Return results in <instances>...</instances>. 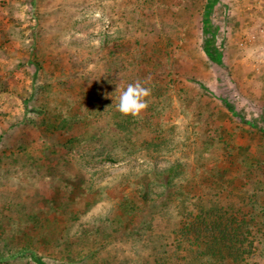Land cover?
Here are the masks:
<instances>
[{"label": "rangeland", "instance_id": "1", "mask_svg": "<svg viewBox=\"0 0 264 264\" xmlns=\"http://www.w3.org/2000/svg\"><path fill=\"white\" fill-rule=\"evenodd\" d=\"M136 81L153 117L68 142L81 93L112 84L101 110ZM236 146L264 171V0H0V264H208L193 215L264 204Z\"/></svg>", "mask_w": 264, "mask_h": 264}, {"label": "trees", "instance_id": "2", "mask_svg": "<svg viewBox=\"0 0 264 264\" xmlns=\"http://www.w3.org/2000/svg\"><path fill=\"white\" fill-rule=\"evenodd\" d=\"M105 87V91L94 86L90 93H81L76 101V105L79 103V105H77L78 107H76V111H74L75 108H65L62 119H66L68 123H64L63 127L68 128L65 129V133L69 135L68 142L72 141L71 144L74 143L77 138L87 133V127H96L98 121L101 122L103 119L105 121L106 118L113 119L115 113L121 115V117L125 116L126 119L124 121L122 119V123L128 122L131 117H138L142 113H145L149 117L154 116L155 108L151 104H147L146 109L137 116L122 114L118 110L117 105L101 106V110H98L96 107H100V101L106 100L108 97L111 98L110 93L112 94L114 91V86L112 84H105ZM112 101H115L117 104L118 96L112 97ZM83 103L85 104L83 105ZM73 105H75V103H72V106ZM113 109H116V111ZM69 110L74 113L67 112ZM60 114H62V112L55 115V118H52L54 122H60ZM43 116L42 119L46 120L47 116L45 114H43ZM81 122H85L86 126L83 127ZM155 132L156 131L153 129H148L143 133L146 134L145 138H147L155 134ZM235 148L237 152L235 157H233L232 162L234 163L232 164H239L237 176L247 180L244 187L245 192L248 189L256 188L258 193L262 192V194H264V171L262 165L253 163L246 156V148L240 146H236ZM220 172L221 171H217L214 174L218 177ZM218 178L225 180L223 178V172L222 176ZM235 178L236 176L233 177L232 181H234ZM232 181L231 184L233 183ZM246 201H249V203ZM89 203L90 202H86L85 205L87 206ZM263 205L260 204V201L258 202V198L256 200L253 193H250L245 197L242 203L236 202L232 207L228 206L227 208H222L211 205L210 208L199 211L196 216L193 215V219L186 230V234L183 236L182 241L186 243V249L191 248L189 250L191 256L196 255L198 257H205L208 264H244L246 257L254 254L255 248L253 244L256 243L257 245L259 243L261 246L263 244V240H261L262 234H260V232L261 228H264V218L262 215L257 214L259 211H263L264 213ZM245 206H247L249 211L243 213V211L246 210ZM254 211L257 212L255 213ZM262 231H264V229ZM179 248L180 245H176V250ZM176 257L177 258L174 259V264H182L184 256L177 255Z\"/></svg>", "mask_w": 264, "mask_h": 264}, {"label": "clouds", "instance_id": "3", "mask_svg": "<svg viewBox=\"0 0 264 264\" xmlns=\"http://www.w3.org/2000/svg\"><path fill=\"white\" fill-rule=\"evenodd\" d=\"M150 89L140 81L128 84L119 90L118 110L125 115L137 116L147 107V97Z\"/></svg>", "mask_w": 264, "mask_h": 264}]
</instances>
